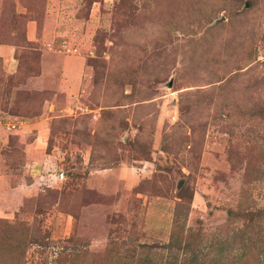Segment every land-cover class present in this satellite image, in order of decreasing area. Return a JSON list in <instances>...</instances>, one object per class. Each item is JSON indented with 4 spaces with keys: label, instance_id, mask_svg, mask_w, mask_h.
Listing matches in <instances>:
<instances>
[{
    "label": "rangeland",
    "instance_id": "374dc122",
    "mask_svg": "<svg viewBox=\"0 0 264 264\" xmlns=\"http://www.w3.org/2000/svg\"><path fill=\"white\" fill-rule=\"evenodd\" d=\"M0 46L5 264H168L174 223L202 264L239 244L264 209V0H0Z\"/></svg>",
    "mask_w": 264,
    "mask_h": 264
},
{
    "label": "trees",
    "instance_id": "16d2710c",
    "mask_svg": "<svg viewBox=\"0 0 264 264\" xmlns=\"http://www.w3.org/2000/svg\"><path fill=\"white\" fill-rule=\"evenodd\" d=\"M184 205L182 203H177V207L175 208V212L177 210H181V207ZM189 208V205L186 206V209ZM244 208L238 207L235 209H231L228 211L229 216H235L238 213H241ZM261 213V215H257L256 219L254 214ZM247 214L250 215V224L243 226V228H237L233 233L239 234L242 232L241 239H239V244L237 246L227 245V247L222 246V239H217L212 242L211 247H216L215 250L211 251L212 255H210L209 263L208 264H264V229H254L257 225L256 222H259L257 218L264 219V209L259 210L258 212L255 211H248ZM181 228L173 224V232L171 240L166 245L167 249L172 252L173 249H177L175 247H179L177 251L172 252L170 256L168 264H176L177 260V253L180 254V264H202V259L198 256V251L193 250L190 252L188 256V250L190 249V240H192L194 233H187L185 235V240L182 242L184 244L183 248L180 247V239L181 236L179 234ZM178 244V245H177ZM18 246V243H16ZM219 245V246H218ZM24 253V250L21 248L20 253ZM149 257V256H147ZM14 264H18L20 262L19 255L13 256ZM6 258L2 254V258H0V264H5ZM12 262V263H13ZM156 264L153 263L151 259L145 260L144 264Z\"/></svg>",
    "mask_w": 264,
    "mask_h": 264
},
{
    "label": "crops",
    "instance_id": "0c3cea01",
    "mask_svg": "<svg viewBox=\"0 0 264 264\" xmlns=\"http://www.w3.org/2000/svg\"><path fill=\"white\" fill-rule=\"evenodd\" d=\"M11 51H12V50H11ZM4 52H6V48L0 46V54H1V53H4ZM5 55H6V54H5ZM9 56H10V52H8V55H7V59H6V60H7V64H8L9 66L11 65V66L13 67V66H14L13 63L15 62V60H14V59H11V60H12V61H11V60H10L11 57L9 58ZM75 66H77V65L75 64V61H73V60H69V61L66 60V61H65V66H64V67H67V72H69V70H70V69H73V67H75Z\"/></svg>",
    "mask_w": 264,
    "mask_h": 264
},
{
    "label": "built area",
    "instance_id": "2783aa9c",
    "mask_svg": "<svg viewBox=\"0 0 264 264\" xmlns=\"http://www.w3.org/2000/svg\"><path fill=\"white\" fill-rule=\"evenodd\" d=\"M14 126V125H13Z\"/></svg>",
    "mask_w": 264,
    "mask_h": 264
}]
</instances>
